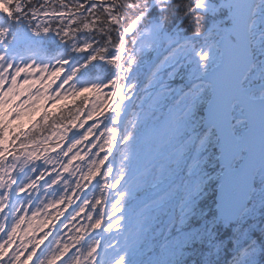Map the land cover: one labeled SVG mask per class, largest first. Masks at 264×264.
Here are the masks:
<instances>
[{
  "label": "snow or ice",
  "instance_id": "snow-or-ice-1",
  "mask_svg": "<svg viewBox=\"0 0 264 264\" xmlns=\"http://www.w3.org/2000/svg\"><path fill=\"white\" fill-rule=\"evenodd\" d=\"M59 4L68 10V25L63 23L64 11L48 10V0L38 5L33 0H0V88L8 83V92H11L20 73L28 72L33 66L42 74L51 67L52 76L57 79L67 66V74L55 90L53 99L60 98L59 89L69 81H74L70 85L74 91L77 84L80 92L109 85L115 89L111 95L118 97L116 108L114 115L107 118L111 126L105 129L111 134L106 141L109 145L107 153L98 163L93 162L84 179L90 181L99 173V166L112 152L111 141L118 137V144L124 148L134 146L137 141L141 126L138 120H128L129 105L132 104L129 92L138 87L133 81L145 56L157 53L149 76V86L159 89L156 103L171 105L161 137L167 141L165 147L170 151L158 174L153 170L140 181H132L126 171L128 164L124 163L130 164L131 155L125 151L121 168L112 177L110 187L121 185L122 181L130 183L119 189L120 198L112 204L111 216L105 220V213L100 210L89 227L100 229L106 224L105 231L117 229V226L127 231L131 220L126 215L125 200L133 197L134 185L139 187L143 183L147 186L151 178L152 186L160 188L166 183V187L144 205L136 225L138 237L157 231L163 237L156 255L147 264H264V0H100L99 5L92 2L87 8L76 0L72 6L76 12H72L64 0H59ZM82 8L96 19L83 16ZM42 16L57 18L60 24L54 29L47 23H33ZM72 24L77 26L71 27ZM92 32L99 33L100 39L96 40ZM113 33L116 34L115 41ZM61 47L63 50L59 51ZM48 51L53 54L39 57V53ZM25 53L32 55L26 59ZM74 53L87 55L77 59ZM16 59L23 62V67L15 65V73L9 82L4 74L13 68ZM94 61L103 62L99 69L106 65L112 67L111 78L106 82L99 76L86 78L98 70ZM164 75L169 77L167 81ZM177 76L183 83L174 87ZM5 94L0 92V96ZM91 115L89 113V119ZM46 118L47 114L42 117ZM73 119H79V116L73 114ZM91 131L89 128L88 132ZM3 132L4 127H0V145L4 140ZM78 135L73 132L68 138L67 150L62 149L64 156L87 139V133L76 139ZM43 143L47 144V140ZM21 146H24L23 142ZM55 147L61 145L57 143ZM4 151L0 147V172L7 174L3 164ZM77 158H82L79 152L67 164H62L65 172ZM50 162L45 159V164ZM26 164L28 160L20 165L21 172ZM15 167L11 165V168ZM36 170L34 164L28 169L29 172ZM112 172L113 168L109 166L104 175ZM43 178V172L36 178L24 172L16 188L12 189L16 181L6 182L0 176V189H5L0 192V212L7 206V189H12L13 194L36 189L37 180ZM60 179L57 174L45 184L51 188ZM64 183L69 184L67 178ZM75 183L79 188V182ZM62 191L54 189L50 195L59 198L41 201L43 209L37 205L32 216L36 217L44 209H55L61 203L70 205L71 196L60 195ZM35 199L40 200V197ZM32 200L33 196L29 194L26 203L30 204ZM88 203L86 199L82 201V205L73 209L75 214L70 213L65 219L74 220ZM9 211L16 212L17 209L12 206ZM58 211L63 215V210ZM113 216L117 217L114 222ZM23 219L21 216L11 224V231L6 233L8 239L0 237L3 240L0 261ZM88 219L93 220L91 214ZM4 229L5 225L0 223V232ZM49 235L44 233L32 245L28 260L36 256L37 264H57L70 251L67 242L54 239L47 254L42 250L37 255L36 249ZM81 240L83 236L76 237V243ZM100 246L101 241L92 237L90 243L85 241L82 245L83 252L77 249L80 255L73 254L61 264H85V261L87 264H144L135 260L127 249L113 248L109 255L110 245L104 247L101 256ZM7 264H21L19 250Z\"/></svg>",
  "mask_w": 264,
  "mask_h": 264
},
{
  "label": "bare ground",
  "instance_id": "bare-ground-1",
  "mask_svg": "<svg viewBox=\"0 0 264 264\" xmlns=\"http://www.w3.org/2000/svg\"><path fill=\"white\" fill-rule=\"evenodd\" d=\"M96 62H100V61H96ZM110 67L107 68L110 69ZM52 69H49L47 72H45V74H49L51 72ZM44 78V77H42ZM41 78V79H42ZM49 77H45L44 79L47 81ZM43 83V82H42ZM62 107V102L60 100V98H58L52 105V107L47 108L45 102L41 99H38L37 103H35V109L39 115V117H45V114H47V118L49 119L51 118V116L55 115V113L57 112V110H59ZM95 140V137L91 138V142H93ZM3 148L5 149V151L3 152V163H9V164H17L18 163V156L16 153V149L20 150L19 145H13V146H9L4 144ZM15 157V158H14ZM85 158H87V156H85ZM20 181H16V184H12V186L14 188H16V185L19 183ZM2 236V234H1ZM11 257H4L3 260L6 259H10ZM23 259V255H20V261Z\"/></svg>",
  "mask_w": 264,
  "mask_h": 264
},
{
  "label": "trees",
  "instance_id": "trees-1",
  "mask_svg": "<svg viewBox=\"0 0 264 264\" xmlns=\"http://www.w3.org/2000/svg\"><path fill=\"white\" fill-rule=\"evenodd\" d=\"M90 1H92V0H79L80 3L84 4V6L87 5ZM94 1H95V3H96L97 5L100 4V0H94ZM50 3H51V4H50V8H51V9H50V10H52V9H57L58 11H64L65 14H68V10H67V9H63V8L60 7L59 0H51ZM64 3L68 5V7H69V9H71V11L76 10L74 7H72L73 4L76 3V0H64ZM36 4H40V1H39V0H36ZM94 11H96V10H94ZM77 16H79V15H77ZM83 16L88 17V19H90V20H95V19H96V16H95V15L90 14V13H88V12L83 13ZM102 19H103V16H101V20H102ZM38 23H47V24H49L52 28L55 29V28H57L58 25L60 24V21H59V19H57V18H52V19H50V18H41V19L38 20ZM63 23H64L65 25H68L67 15H65V19H64ZM76 26H77L76 24H72V25H71V27H76ZM80 26H81V28H82V25H80ZM97 26H99L98 22H97ZM85 31H87V30H85ZM91 34L95 36L96 40H99V39H100V34H99V33L92 32ZM78 35H79V34H78ZM112 35H113V37L115 38L116 34L113 33ZM94 46H95V45H94ZM110 50H111V46H110ZM73 55H74L75 57H80V56H83V55H87V53H74ZM80 58H81V57H80ZM95 62H96V61H94L93 63H95Z\"/></svg>",
  "mask_w": 264,
  "mask_h": 264
},
{
  "label": "rangeland",
  "instance_id": "rangeland-1",
  "mask_svg": "<svg viewBox=\"0 0 264 264\" xmlns=\"http://www.w3.org/2000/svg\"><path fill=\"white\" fill-rule=\"evenodd\" d=\"M10 81H11V78L9 79V82H10ZM22 81H23V79H21V78L16 79V84L12 85V89L15 88L16 85H19V83H21ZM8 87H9V84L6 83L5 85H3L2 88H0V91H1V92H6V91L8 90ZM162 242H163V241H161V243H162ZM134 244H135V242H134V239H133V240H131L130 246H129V248H128V250H129L130 253L134 252V250L136 249V246H135ZM149 249H151V248H149ZM154 256H155V255H154ZM154 256H151V259H152ZM139 258H141V257H139Z\"/></svg>",
  "mask_w": 264,
  "mask_h": 264
}]
</instances>
